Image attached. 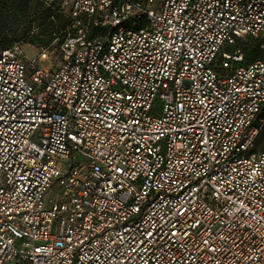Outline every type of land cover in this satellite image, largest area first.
Listing matches in <instances>:
<instances>
[{"label":"built area","instance_id":"1","mask_svg":"<svg viewBox=\"0 0 264 264\" xmlns=\"http://www.w3.org/2000/svg\"><path fill=\"white\" fill-rule=\"evenodd\" d=\"M48 5L0 49V264H264V60L225 49L264 0Z\"/></svg>","mask_w":264,"mask_h":264},{"label":"trees","instance_id":"2","mask_svg":"<svg viewBox=\"0 0 264 264\" xmlns=\"http://www.w3.org/2000/svg\"><path fill=\"white\" fill-rule=\"evenodd\" d=\"M68 24V18L49 6L47 0H0V49L27 40L39 47L48 46ZM37 28L39 31L35 32ZM244 40L225 49H240L238 47ZM263 46L264 40L258 38L251 46L245 47V62L250 63L258 58L264 60ZM260 114L264 115V108Z\"/></svg>","mask_w":264,"mask_h":264},{"label":"rangeland","instance_id":"3","mask_svg":"<svg viewBox=\"0 0 264 264\" xmlns=\"http://www.w3.org/2000/svg\"><path fill=\"white\" fill-rule=\"evenodd\" d=\"M47 2H48V4L55 5V4H57L59 2V0H47ZM38 31H39V29L37 28L35 30V32H38ZM258 38L264 40V34H261L258 37H248V38H246L244 41L241 42L240 47H238V48H240L241 50L245 51V47L251 46L255 42V40H257ZM29 40H31V39H29ZM25 43H26L25 44V48L27 49L28 54H30L31 56H34L35 55L34 53L36 52L37 48H39V46H37V44H35L33 42H30L28 40ZM238 43H239V41H238ZM34 46H36V48ZM58 54L59 53L57 51L55 53V58H56V56ZM263 137H264V134L262 136V139H264Z\"/></svg>","mask_w":264,"mask_h":264}]
</instances>
